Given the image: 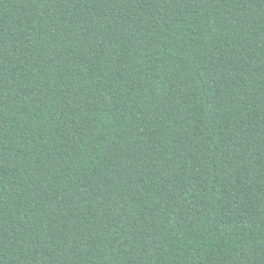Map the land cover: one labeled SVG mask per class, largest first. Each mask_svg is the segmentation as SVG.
Segmentation results:
<instances>
[{
  "label": "trees",
  "instance_id": "obj_1",
  "mask_svg": "<svg viewBox=\"0 0 264 264\" xmlns=\"http://www.w3.org/2000/svg\"><path fill=\"white\" fill-rule=\"evenodd\" d=\"M0 264H264V0H0Z\"/></svg>",
  "mask_w": 264,
  "mask_h": 264
}]
</instances>
